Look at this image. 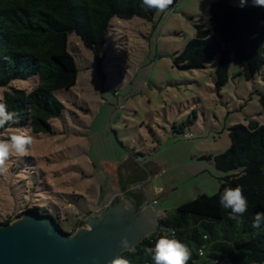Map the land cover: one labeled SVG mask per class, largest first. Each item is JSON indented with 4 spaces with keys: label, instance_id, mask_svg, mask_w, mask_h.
Returning a JSON list of instances; mask_svg holds the SVG:
<instances>
[{
    "label": "rangeland",
    "instance_id": "1",
    "mask_svg": "<svg viewBox=\"0 0 264 264\" xmlns=\"http://www.w3.org/2000/svg\"><path fill=\"white\" fill-rule=\"evenodd\" d=\"M213 1L178 0L151 20L115 17L99 56L68 34L76 85L56 92L64 109L51 121L52 133L35 135L27 128L35 137L28 155L13 157L0 176V225L38 206L73 234L84 226L83 217L110 205L121 182L142 183L161 218L199 195L217 193L221 178L235 173L218 171L213 161L230 148L229 129L251 120L264 125V68L248 81L233 61L228 83L217 90V58L202 70L174 65L195 26L210 27ZM36 84V77L14 80L0 87V98ZM185 123L177 133L174 125ZM15 130L0 132V138Z\"/></svg>",
    "mask_w": 264,
    "mask_h": 264
},
{
    "label": "trees",
    "instance_id": "2",
    "mask_svg": "<svg viewBox=\"0 0 264 264\" xmlns=\"http://www.w3.org/2000/svg\"><path fill=\"white\" fill-rule=\"evenodd\" d=\"M155 13L141 7V0H0V87L37 78L31 91L4 92L2 102L19 114V123L0 132L30 128L35 135L52 133L51 121L64 109L56 92L72 89L77 81V66L67 50L69 33L99 56L113 18L151 20ZM209 13L210 27L195 26V37L174 58V65L179 70H202L217 58V90L228 83L233 61L240 69L238 75L252 80L264 68V7L254 6L252 0L243 7L239 0H214ZM260 104L264 110V95ZM187 125H174V129L183 133ZM229 138L230 148L213 161L218 171L235 173L221 178L214 195H199L162 218L161 230L139 243L135 255L122 253L132 264H153L142 249L154 246L170 228L192 249L189 264H264V225L252 226L254 215L264 212V125L254 120L235 125ZM236 186L243 188L249 205L240 222L229 219L230 210L219 203L223 190ZM28 212L51 217L61 228L54 216L38 206Z\"/></svg>",
    "mask_w": 264,
    "mask_h": 264
},
{
    "label": "water",
    "instance_id": "3",
    "mask_svg": "<svg viewBox=\"0 0 264 264\" xmlns=\"http://www.w3.org/2000/svg\"><path fill=\"white\" fill-rule=\"evenodd\" d=\"M134 201L131 211H124L119 196L102 210L103 220L94 214L80 220L92 231L66 234L51 217H38L30 212L11 224L0 225V264H109L122 254V237L138 245L160 227V218L138 192H126ZM140 196L141 205H148L144 213L132 196ZM80 229H83L80 228Z\"/></svg>",
    "mask_w": 264,
    "mask_h": 264
},
{
    "label": "clouds",
    "instance_id": "4",
    "mask_svg": "<svg viewBox=\"0 0 264 264\" xmlns=\"http://www.w3.org/2000/svg\"><path fill=\"white\" fill-rule=\"evenodd\" d=\"M254 6L264 7V0H252ZM174 0H141V7L145 10H155L158 13H166ZM247 0H239V6L243 7ZM19 123V114L16 111H9L6 103L0 98V129L6 126L16 125ZM186 138H190V134L185 133ZM35 137L30 134L27 128H18L8 138H0V176H4L9 172V161L16 158H23L28 155L29 148L33 144ZM142 183L137 182L129 185V192L141 191ZM163 191V189H158ZM121 207L124 211H131L134 207V201H131L124 193L119 194ZM219 203L222 208L229 211V219L240 222L241 218L248 211V199L243 193L241 186L227 187L219 196ZM155 202H153V205ZM148 205L142 204L137 210L144 213ZM97 221L103 220L102 211L98 210L94 213ZM157 219L160 218V212H156ZM264 225V212H257L253 217V227L260 228ZM92 231L89 224H85L83 229L77 231ZM122 252H128L130 255L137 253V245L131 243L127 237L120 240ZM145 255L150 256L153 264H189L192 260V249L177 238L175 229H168L166 234L156 239L154 246L143 249ZM203 255V252L200 253ZM109 264H132V261L123 254H117L111 259Z\"/></svg>",
    "mask_w": 264,
    "mask_h": 264
},
{
    "label": "crops",
    "instance_id": "5",
    "mask_svg": "<svg viewBox=\"0 0 264 264\" xmlns=\"http://www.w3.org/2000/svg\"><path fill=\"white\" fill-rule=\"evenodd\" d=\"M131 172V171H130ZM121 182V181H120ZM119 182V183H120ZM118 183V184H119ZM117 184V185H118ZM129 183H127V182H121V184L118 186V187H116L117 188V193L114 195V196H119V194L120 193H126V192H128V187H129ZM142 197H143V199L147 202V204L150 206V208L152 209V210H154L155 212H157V211H159L156 207H155V205L156 204H154L153 205V202L155 201H148L147 199H146V196H145V194L144 193H142L141 191H137ZM160 212V214H164L163 212H161V211H159ZM158 231V230H157Z\"/></svg>",
    "mask_w": 264,
    "mask_h": 264
},
{
    "label": "flooded vegetation",
    "instance_id": "6",
    "mask_svg": "<svg viewBox=\"0 0 264 264\" xmlns=\"http://www.w3.org/2000/svg\"><path fill=\"white\" fill-rule=\"evenodd\" d=\"M133 198H135V200L137 201L138 205H141L142 199L140 198V196H132Z\"/></svg>",
    "mask_w": 264,
    "mask_h": 264
},
{
    "label": "built area",
    "instance_id": "7",
    "mask_svg": "<svg viewBox=\"0 0 264 264\" xmlns=\"http://www.w3.org/2000/svg\"><path fill=\"white\" fill-rule=\"evenodd\" d=\"M154 202H155V204H157V201H154ZM159 229H160V227H159ZM160 230H161V229H160ZM160 230H159L158 234L160 233ZM201 251H202V250L199 251V255H200V256H203V255L200 254ZM202 252H203V251H202Z\"/></svg>",
    "mask_w": 264,
    "mask_h": 264
}]
</instances>
